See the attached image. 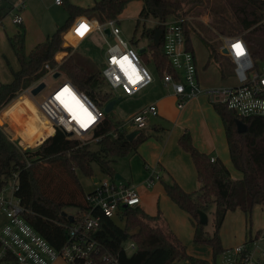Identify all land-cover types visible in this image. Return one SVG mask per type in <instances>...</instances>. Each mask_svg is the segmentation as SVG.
<instances>
[{
  "label": "trees",
  "instance_id": "obj_1",
  "mask_svg": "<svg viewBox=\"0 0 264 264\" xmlns=\"http://www.w3.org/2000/svg\"><path fill=\"white\" fill-rule=\"evenodd\" d=\"M134 1L142 2L140 18L144 20L184 19L186 45L195 59L193 40L199 33L194 19L198 14L193 11L199 6L211 5L207 7L212 15H219L224 21L220 34H242L256 61L264 62V0H96L91 7L62 0L68 19L29 53L25 48L24 31L8 37L19 68L14 70L7 61L13 80L0 83V111L46 74V63L56 64L54 57L57 52L63 49L72 51L70 47H63V36L77 18L85 16L100 22L120 18ZM139 26L140 19L135 31ZM142 36L151 42L152 57L142 54L146 62L153 60L156 63L160 77L166 70L173 72L164 54L163 39L159 46L153 44L154 29H143ZM137 43L134 42L135 45ZM209 47L210 59L201 68L196 59L200 77L210 66V60L218 58V51L211 45ZM59 73L98 106L103 107L110 101L111 94L102 90L101 72L91 67L85 56L74 51L60 65ZM214 109L225 131L230 160L241 177L233 179L220 158L211 161V156L197 148L191 133L185 131L179 136L178 144L190 155L200 187L197 191H187L176 181H162V184L168 198L188 214L194 227V242L209 246L211 261L216 264L225 250L220 231L227 213L240 210L248 218L254 208L264 205V118L240 117L225 106H214ZM238 119L247 126L246 132H238ZM120 125L105 115L94 133L93 138H99L96 150L62 130L57 129L54 134L51 125H45L33 137V149H25L20 141H12L0 127V190L16 173L18 190L15 195L26 209L24 217L53 247L59 249L67 241V227L71 221L66 208H74L75 211L88 209L79 172L91 176L93 163H97L103 173L114 178L116 173L110 162L114 158L137 153L141 144L152 136L144 129L130 133ZM199 211L213 215L214 231L211 235L206 232V225L200 222ZM64 212L67 215H63ZM122 221L124 226L117 219L103 218L96 233L105 249L117 255L121 264H174L182 260L210 263V260L189 254L186 244L172 231L160 209L156 215H150L141 206L127 208L122 213ZM129 240L136 243L132 253L122 249Z\"/></svg>",
  "mask_w": 264,
  "mask_h": 264
},
{
  "label": "built area",
  "instance_id": "obj_2",
  "mask_svg": "<svg viewBox=\"0 0 264 264\" xmlns=\"http://www.w3.org/2000/svg\"><path fill=\"white\" fill-rule=\"evenodd\" d=\"M56 3L62 4V0H56ZM23 4V2L18 3L12 10L13 22L19 25L24 21L20 14ZM150 21H153L154 29L163 30L161 39H163L164 54L173 72L166 70L160 77V82L170 91V95H173L179 110L184 109L190 102L205 97L215 106H225L240 117L264 118V62L256 61L242 34L222 35L223 44L220 53L232 63L234 75L230 83L217 85L201 81L194 53L186 45L184 19ZM81 25H87L89 29L83 36L77 32ZM106 29L110 31L109 35L105 32ZM68 31L78 43L93 34H98L108 44L101 77L104 85L106 84L111 90H121L127 96H133L155 82L141 60L142 54L139 53L141 48H146L143 53L146 54L148 47H137L133 41L130 43L125 40L122 37L118 18L100 22L96 18L79 17ZM108 38H114L115 42L111 44ZM237 44L242 46L244 55H237L235 48ZM75 50L76 47L72 51L63 49L57 52L54 57L56 64L52 66L46 63V74L43 77H55V74L59 73L60 65ZM125 57L127 63L124 62ZM122 63L123 67H121ZM133 68L135 74L140 77L135 84L129 78L130 76L135 78L132 75ZM43 77L25 88L0 111V114L8 113L4 119L5 125L11 124L21 129L31 117L32 108L35 107L51 124L54 134L59 129L82 140L89 137L93 141H98L99 138L93 137L99 122L106 115L104 107L107 103L103 107L98 106L85 92L78 90L67 79L47 96L37 100V95H33L32 90L44 82ZM65 88H69L70 93L82 104L86 112L81 110L69 112L66 109L63 104L64 98L60 97L61 91ZM158 111L157 104L149 105L120 127L127 129L126 126L130 124L137 130L145 129L150 118L157 115ZM89 115L93 118L91 123H88ZM82 123H86L87 127L82 126ZM9 138L18 141L14 137ZM215 159L216 157L211 156V161ZM144 168L147 173L144 184L150 188L156 180H161V169L158 165L152 166L147 163ZM16 190H18V178L14 173L0 190V212L7 218L0 233V264H54L58 260L65 264H121L117 255L105 249L97 239L96 233L103 218L121 220L125 209L140 206L141 196L136 184L122 182L115 177L96 184L91 192L86 193L88 209L70 214L73 220L67 227L68 238L59 249L53 247L25 219L26 209L16 197ZM122 249L132 253L136 249V243L129 240L123 244ZM219 259L221 264H264V224L255 233H250L242 243L225 248ZM185 264L207 263L186 260ZM208 264L215 263L210 261Z\"/></svg>",
  "mask_w": 264,
  "mask_h": 264
},
{
  "label": "rangeland",
  "instance_id": "obj_3",
  "mask_svg": "<svg viewBox=\"0 0 264 264\" xmlns=\"http://www.w3.org/2000/svg\"><path fill=\"white\" fill-rule=\"evenodd\" d=\"M95 1L96 0H69V2L82 7H91ZM20 2L24 3L23 8L20 11V14L24 19L22 26L13 22V14L10 12V10H13L15 7L14 5L10 6V4H15L17 6ZM207 6L211 7V5L199 6L193 11L194 14H198V16L194 17L198 23L197 30L199 33V35L195 36L193 40L196 59L201 68V66L210 59L209 56L211 49L209 46L211 45V47H214L218 51V58H212L210 60V66L203 71L202 81L217 85L227 84L232 81L234 67L228 58L220 53L223 44L220 28L224 26V21L220 19L219 15H212ZM141 9V1L130 3L124 10L121 18H118L119 26L122 32V37L125 40L130 43L132 41L138 42L136 44L137 47H148L146 57H152V49L149 46L151 42L149 39L142 36V31L143 29H154L155 25L153 21H150L152 19L144 20L140 18ZM0 13L4 17L1 19L3 20V23L5 24L7 21L5 26L9 31H13L14 29V34L20 31L25 32V48L27 53H29L38 43L43 42L48 35L53 34L57 28L63 25L68 19L65 3L57 4L56 0H0ZM219 13L226 16V13L222 10H219ZM138 19H140V26L138 30L135 31ZM3 31L4 25L1 24L0 74H9L11 70L7 64V60L17 64V67L18 63L14 52H12L13 50L9 44V40ZM96 35L97 34H93L89 39L82 43H78L76 40L69 39L68 36H65L64 42L68 43L72 50L76 47V53L85 56L91 67H94L98 72H102L105 65V53L108 44L103 40L101 35ZM5 41L7 42V49H9L10 55L7 53L8 51H3ZM108 41L112 44L115 42V39L108 38ZM141 60L146 69L155 79V82L133 96H127L121 90H111L103 83L102 90L103 92L111 94L110 101L112 99L120 98L111 113L107 115L113 121L122 125L126 124L128 119L143 108L152 104H157L159 109L158 114L150 118L149 123L144 129L145 131L150 132L152 136L141 144V146L142 149L144 147L145 153H151V156L157 158L155 165L159 161L163 149H167L165 151V161L168 162L172 169L171 173L169 172L170 174L165 171L167 175H165L162 180L164 179L167 182L171 181L172 174L177 181L184 184L182 186L187 191H197L196 186L193 183V180L196 179L194 178L193 161L190 155L179 146L178 140H176V132L179 129L185 128L191 133L193 142L197 148L204 150L207 153H213V155L220 158L230 170L232 178L239 179L241 174L234 168L230 160L225 131L220 117L214 109L215 105L210 103L206 98L200 97L197 101L188 104L184 112L179 115L176 100L173 95H169L170 91L166 90L160 82V75L156 63L152 59V61L146 62L143 57ZM43 80L46 86L36 96L37 100H41L43 97L51 93L66 80V77L63 74L59 77L45 76L43 77ZM101 80L103 81V78ZM25 101L28 103L27 99H25ZM1 116L2 113L0 114V118ZM3 116L6 115L4 114ZM2 120L3 124H0V127L3 128L5 133L10 137H14L20 141L24 147L29 149L33 148L26 145L23 137L30 140L39 129L42 128V126L51 125L35 107L32 108V115L29 120H27L18 132L11 124L5 125L6 123L3 118ZM126 127L130 133L137 131V129L130 124ZM18 133L23 137L18 135ZM206 134L211 138L212 149L211 147L203 146L204 143L202 142V139L204 140ZM82 141L89 143L93 150L98 149L97 141H93L92 138L88 137ZM180 153H184L183 155L188 157L189 163L182 158ZM110 163L115 169V173L122 176V179H120L122 182H132L136 184L138 193L141 196L140 206L148 214L156 215L159 209L162 211L172 231L186 244L190 255L201 259L212 260L211 248L207 245H199L194 242V227L188 214L168 198L164 191L162 180H156L150 188L146 187L144 180L147 173L138 154L117 157ZM151 165L154 166V164ZM110 178L111 176L102 172L97 163H93V174L91 176L79 172V179L85 193L91 192L96 184ZM66 212L72 214L75 213V209L66 208ZM213 219V215L209 214L208 222L205 224V230L209 235L214 231ZM6 222V216L0 212V233ZM117 222L124 226V222H121L120 219H117ZM262 222H264V205L254 208L251 217L248 218L240 210L229 211L220 231L223 246L228 248L229 246L237 245L242 242L245 235L247 236L250 231L254 233L261 227ZM185 261L186 260H182L174 264H185ZM217 263L221 264V259H218ZM54 264L65 263L58 260Z\"/></svg>",
  "mask_w": 264,
  "mask_h": 264
},
{
  "label": "crops",
  "instance_id": "obj_4",
  "mask_svg": "<svg viewBox=\"0 0 264 264\" xmlns=\"http://www.w3.org/2000/svg\"><path fill=\"white\" fill-rule=\"evenodd\" d=\"M95 3V2H94ZM142 3V2H141ZM11 5H14L15 6V4H10V6ZM10 12H11V14H12V9L10 10ZM9 12V13H10ZM1 16H2V14H1ZM4 17L2 16V19H3ZM121 18V17H120ZM119 18V19H120ZM6 23H7V21H6ZM6 23L4 24L3 23V20H0V25L1 24H3L4 25V33H5V35L7 36V38L9 37V36H12V35H14V29H13V31H9L8 30V28L5 26L6 25ZM23 23H24V21H23ZM65 36H68L69 37V39H73V37L70 35V32L69 31H67L65 34H64V36H63V38L65 37ZM92 36V35H91ZM90 36V37H91ZM96 36H98V34L96 35ZM89 37V38H90ZM89 38H87V39H89ZM86 39V40H87ZM85 40V41H86ZM45 41V40H44ZM43 41V42H44ZM84 42V41H83ZM82 43V42H81ZM3 51H8L7 53L10 55V51H9V49H7V42L5 41V43H4V50ZM13 52V51H12ZM15 55V54H14ZM17 59V58H16ZM9 63H11V67L14 69V70H18V68H19V63H18V60H17V63H18V67H17V64H14V63H12V62H10V60H7ZM8 74V73H7ZM6 73L5 74H0V83H9V82H11L12 80H13V75H12V73H11V71H10V73L7 75ZM61 74H59V76H60ZM58 76V77H59ZM201 78V81H202V77H200ZM205 83V82H204ZM169 95H170V93H169ZM205 98V97H204ZM195 101H197V100H195ZM193 102V101H192ZM199 102V101H198ZM198 102H197V104H198ZM191 103V102H190ZM189 103V104H190ZM188 106V105H187ZM187 106L184 108V109H182V110H179V109H177L178 111H179V115L180 114H182L183 112H184V110L187 108ZM5 114V113H4ZM4 114H2V116H1V118H0V124H3V120H2V118L3 119H5V116H3ZM45 126V125H44ZM44 126H42V128L44 127ZM223 126V125H222ZM14 128H15V130L18 132V130H21V129H18V128H16L15 126H13ZM42 128H40L39 129V131L42 129ZM38 131V132H39ZM184 131H188L186 128L185 129H179L177 132H176V136H177V138H176V140H178V138H179V136L184 132ZM37 132V133H38ZM36 133V134H37ZM35 134V135H36ZM18 135H20L19 133H18ZM34 135V136H35ZM21 136V135H20ZM33 136V137H34ZM10 137V136H9ZM21 137H23V136H21ZM33 137L30 139V140H27V139H25L24 137H23V140L25 141V143H26V145L28 146V147H31L32 146V143H31V140L33 139ZM202 142L204 143V147H211V149H212V141H211V138H210V136L209 135H205V138H204V140L202 139ZM22 144V143H21ZM24 146V145H23ZM166 147V146H165ZM210 149V150H211ZM167 149H163V151H162V153H161V155H160V157H159V161L156 163V165H158L159 167H160V169H161V180H162V178H164L165 177V175H167V173L165 172V171H167L168 173L170 172L171 173V169H172V167L168 164V162L167 161H165V155H166V151ZM201 150V149H200ZM214 150V149H213ZM212 150V151H213ZM177 152H179L178 150H176ZM201 151H203V152H205V153H207L206 151H204V150H201ZM135 154H138L139 156H140V158H141V160H142V164H149V165H151V164H154L155 165V162H156V159L157 158H154L153 156H151V153H145V150H144V147H143V149H142V146L141 147H139V149H138V151H137V153H135ZM184 153H180V155L182 156V158L187 162V163H189V159H188V157H186V155H183ZM207 154H209L210 156H214V157H216L215 155H213V153H207ZM163 159V160H162ZM188 166H190V165H188ZM194 168V174H195V177L194 178H196V179H194L193 180V183L195 184V186H196V189H198L199 187H200V183H199V181H198V179H197V174H196V170H195V167H193ZM174 171V170H173ZM165 173V174H164ZM169 173V174H170ZM171 176H172V179H171V181H168V182H174V181H176V182H178L181 186L182 185H184V184H181L179 181H177L175 178H174V176L171 174ZM162 181H164V182H167L166 180H162ZM132 183V182H131ZM135 184V183H134ZM183 187V186H182ZM198 187V188H197ZM184 188V187H183ZM185 189V188H184ZM186 190V189H185ZM264 224V222H262V225ZM262 225H261V227H262ZM260 227V228H261ZM259 228V229H260ZM259 229H257L256 231H258ZM255 231V232H256ZM251 232V231H250ZM254 232V233H255ZM252 233V232H251ZM245 237H246V235H245ZM245 237H244V239H243V241L245 240ZM242 241V242H243ZM242 242H240V243H242ZM240 243H238V244H240ZM233 246H235V245H233ZM229 247H232V246H229ZM225 248H227V247H225Z\"/></svg>",
  "mask_w": 264,
  "mask_h": 264
},
{
  "label": "water",
  "instance_id": "obj_5",
  "mask_svg": "<svg viewBox=\"0 0 264 264\" xmlns=\"http://www.w3.org/2000/svg\"><path fill=\"white\" fill-rule=\"evenodd\" d=\"M108 35L110 33V31L108 29H106L105 31ZM163 30L162 29H154V37H153V44L155 46H159L160 45V41H161V36H162ZM63 47H70L68 43H64ZM146 51V48H141L139 50L140 54H143ZM224 52H226V50H224ZM59 73L55 74V77H58ZM45 83L41 82L39 85H37L33 90H32V94L33 95H38L44 88H45ZM118 99H112L111 101H109L105 107H104V111L106 114L111 113V111L114 109L115 104L117 103ZM237 124V129L239 133H244L247 131V126L241 121V120H237L236 121ZM69 136H71V134H68ZM115 178L117 179H122V176H120L119 174H116ZM63 215H67L66 212L63 213ZM199 215H200V222L203 224H206L208 222V215L203 212V211H199ZM69 221H72L73 218L72 216H68Z\"/></svg>",
  "mask_w": 264,
  "mask_h": 264
},
{
  "label": "snow or ice",
  "instance_id": "obj_6",
  "mask_svg": "<svg viewBox=\"0 0 264 264\" xmlns=\"http://www.w3.org/2000/svg\"><path fill=\"white\" fill-rule=\"evenodd\" d=\"M85 31H87V25H81L80 28L77 29L78 34L81 35V36L84 34ZM235 48H236V50H237V55H238V56H242V55H244V50H243V48H242L241 45L237 44V45L235 46ZM125 61H127V57L124 58V62H125ZM123 66H124V65H123V63H122V64H121V67H123ZM129 67H131V65H129ZM132 75H134L135 78L133 79L132 76H130L129 78H130L131 82H132L133 84H135V83L140 79V77H139L138 75L135 74V69H134V68L132 69ZM64 91H65V92H68V89H65ZM59 98H60V97H57V99H59ZM72 99L75 100V97H73ZM77 103H78V101H77ZM81 107H82V106H81ZM92 120H93V118L91 117V115H89V116H88V123H91ZM82 126L87 127V124H86V123H82Z\"/></svg>",
  "mask_w": 264,
  "mask_h": 264
},
{
  "label": "bare ground",
  "instance_id": "obj_7",
  "mask_svg": "<svg viewBox=\"0 0 264 264\" xmlns=\"http://www.w3.org/2000/svg\"><path fill=\"white\" fill-rule=\"evenodd\" d=\"M68 89V92H65L64 90ZM64 90L61 91V98H64L63 104L68 109L69 112H74L75 111H85V108L80 104L79 102L77 103V99L73 100L72 98L74 95L70 93L69 88H65ZM82 106V107H81ZM86 112V111H85Z\"/></svg>",
  "mask_w": 264,
  "mask_h": 264
},
{
  "label": "clouds",
  "instance_id": "obj_8",
  "mask_svg": "<svg viewBox=\"0 0 264 264\" xmlns=\"http://www.w3.org/2000/svg\"><path fill=\"white\" fill-rule=\"evenodd\" d=\"M88 30H89V29H87V31H88ZM87 31H85V32H87ZM85 32H84V34H85ZM84 34H83V35H84ZM83 35H82V36H83ZM57 58H59V57H57ZM125 63H127V61H125ZM25 102H27V101H25ZM5 115H8V113H5ZM69 130L71 131V129H69ZM50 134H51V133H50Z\"/></svg>",
  "mask_w": 264,
  "mask_h": 264
}]
</instances>
